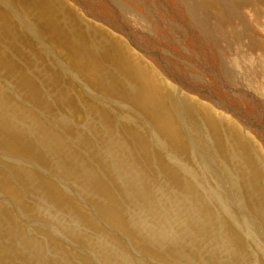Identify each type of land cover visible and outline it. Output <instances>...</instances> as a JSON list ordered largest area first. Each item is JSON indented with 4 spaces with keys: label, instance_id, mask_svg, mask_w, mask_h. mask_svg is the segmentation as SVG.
Returning <instances> with one entry per match:
<instances>
[{
    "label": "rangeland",
    "instance_id": "1",
    "mask_svg": "<svg viewBox=\"0 0 264 264\" xmlns=\"http://www.w3.org/2000/svg\"><path fill=\"white\" fill-rule=\"evenodd\" d=\"M108 1L111 0H102V2L101 0H0V114L5 115L7 112L13 127H15V125H13V119H15V121H20L22 114L29 115L36 120L42 119L41 121L47 124L55 125L57 130L62 134V138H64L66 142H69L71 146L73 145L80 155L82 153L81 156L85 159L83 161L81 160V163L84 162V167L81 169V172L79 170L76 171L79 176L84 175L88 165L92 166L93 169L95 168L94 171H97L98 174L105 168L107 171L115 173V177L118 179V182L121 183V187L124 186L122 188H125L124 192L126 195L131 194L125 186L126 178H130V176L138 177L150 184L157 181L155 183L157 185L155 186V184H153V186L156 188L155 190H157L161 185L158 191L160 193L162 192V194L161 196L160 194L159 196L157 195V198L155 196L153 197L157 199L156 201L160 203L161 206L162 203L166 204V208L170 210L169 204L171 207L177 205L176 207L182 210V200L180 201L182 194L180 193L179 195V191L176 189L177 184L173 182L175 181V177L171 176V172L169 171V166L179 167L181 172L180 175L186 178V180H182V184L186 183L190 185L192 192L199 193L202 200L206 202L209 201L207 202L208 208H205L207 209L206 211L209 210V214L212 215L211 220L212 218L215 220L214 223L212 220L209 226L211 228V225H213L212 229H216L214 226L218 224L217 230L211 229L213 235L215 236V231L218 234L222 233L220 234V238H224L223 240H226L225 237H223L224 234L226 237L228 236L230 238L229 241L227 240L229 246H226L228 248H234V246L237 245L242 248V253L240 252L241 255L245 250L246 253H244L247 255L245 256V254H243V257H245L243 258L239 254L238 260H236L238 264H242V262L244 264H249L250 261H253L250 262V264H264V213L260 211L264 209V166L257 164V167H255V169L251 168L250 172L245 168L246 165H244L242 161L238 159L237 162L230 157L232 156V151L235 152L236 148L238 150L244 146V144H246L247 147L250 144L248 149H254L264 160V130H262L264 129V105L260 106L257 104L260 103L257 94L256 98H254V95L251 100H249L246 95H242V99L237 97V100L233 102H236L234 105L239 107L238 110L241 114L240 112L238 113L237 109L235 111H229L225 110L223 106H220L219 110L214 112L208 106L211 104L210 102H205L197 95L195 97L196 99H194L191 96L195 95L190 93L191 91H188V87L186 89L182 87L184 86V82L188 81L182 79L190 78L192 76L191 73L196 75L194 83H196V79L200 81L204 79L205 82H210V80L212 82L216 81L213 72L207 74L205 72L204 67L208 65H206L207 58H202L206 57L202 48L207 50L208 46L206 41L208 40L209 43L210 40L208 36L205 35L206 33L203 32L215 26L225 27L226 29L232 25V27H236V25L233 24L234 22L231 21L232 18L230 19V16L227 14H221L220 17L216 14V16L212 15V23H205L203 20L196 18L197 21L200 22V25L204 26L206 29H200L198 26L194 25L197 27L195 29V27L191 26L192 23L190 22L189 13H185L186 10H184V5L179 8L175 3H172L173 5L171 4L172 0H120L119 3L124 6L120 7L123 13L120 15L121 18H117L118 21L115 19L117 11L113 10L114 8H111L109 11L107 10L110 5ZM187 1H189V3L191 2L190 0H185L186 3ZM135 2H137L136 5H134ZM215 2L214 4L217 5L218 3ZM158 3L160 5H158ZM237 3L238 2L234 1L232 5L236 6ZM138 4L142 10H139L140 7L137 6ZM81 5L86 7L85 9L87 10L85 11ZM145 6H151L149 12ZM208 6L212 7L211 5ZM240 8L245 11L249 10L247 13L255 12L259 16L262 15L260 17L264 19V0H241ZM182 10L184 14H182ZM106 14H112L113 16H108L107 18ZM148 14L150 17H148ZM142 17L144 20H142ZM97 18H99L100 21H98ZM107 19L111 20L108 21ZM220 22L222 25L219 24ZM114 23L119 24L121 30H126V34L123 33V31L120 34V32L117 31L118 28L114 26ZM125 26L126 29L124 30ZM156 26L159 27L157 28ZM247 30L245 34L246 37L243 35L245 41L249 40L248 42H251L252 46L256 45L258 47L257 41L260 40V43L264 45V42L262 43V41H264L263 34H261L262 32L260 33V31L255 28L252 29L250 25H248ZM106 32H108V34ZM201 32L204 34V40L202 41L196 39V34H202ZM93 43L94 45H92ZM98 46L99 48H97ZM234 46H236V43H234ZM258 50L255 52L259 55L262 50L264 51V47H261V49L258 47ZM93 63L100 68L102 66L101 70L98 71L100 72L99 74L109 75L105 72L107 70L118 74L121 71L115 70L113 67L118 65L117 68L120 67L122 71L126 70V75L129 72L128 74L130 76L127 75V77L131 79L132 82H135V80L131 78V75L136 77V79L145 76L153 84L154 88L153 90L146 88L144 93H142L144 98L139 100L138 96L130 94L128 82L123 80V78H120L121 81L119 83L116 81V85L111 84L109 85L110 87L105 85L106 82L104 83V77L97 75V67H95ZM169 70L171 73L174 71L176 72L171 74ZM15 75L18 76L20 81H16ZM21 76L24 78L23 80ZM119 77H121V75H119ZM180 77L182 79H180ZM22 81H26L28 86L21 84ZM178 82L181 83L178 85ZM218 84H220L219 81ZM186 85L191 87L189 84ZM221 85L222 84H220V87L223 88ZM126 86L128 90H126ZM26 87L28 89H26ZM176 87L177 89L175 91ZM224 88L227 87L224 86ZM31 90L35 92H28ZM225 90L228 91L227 89ZM25 91L28 93H25ZM146 91H149V94ZM229 94H231V92H229ZM151 95L156 98H151ZM185 95L189 97L185 98ZM178 96L184 104V111L182 110L181 112V118L183 119L184 117L183 121L185 124L184 122L182 124L179 119L178 109L180 108L176 107V98ZM155 101L158 102L157 109L154 107V104H152ZM206 103L208 105H206ZM233 112L235 114H233ZM101 124H105L104 126L107 125L106 127L110 129V132L120 133L119 138L125 146V149L123 148L120 153H118L116 147L109 142L110 139L108 134L105 136L106 133H103L105 134L104 138L102 134V136L100 135L97 137L95 132H93L96 128L103 130L104 127L101 126ZM2 132H4V128L1 129L0 136L3 134V136L6 137V134ZM6 133L10 134V131L6 130ZM16 134L17 133H14V136L18 137V134ZM74 135L77 136L75 137ZM94 135L97 138H95ZM79 136H83L88 140V136L91 137L92 142L89 143L91 149L88 143L82 145L85 146L84 149L82 146L76 144L74 140L79 139ZM15 137L10 141L11 148L0 145V206H2V208H0L6 216H10L12 219L15 216L13 220L17 224V227L21 225V229L31 232L42 242L46 241L49 244L53 242L51 244L52 246H58V243L59 245H63L64 247H61L65 249L64 254L66 257L68 256L67 260L69 258V261L72 259L78 262V264H103L102 261L98 259L99 257L95 252H93L90 245L80 241L82 238L79 235V238L73 235L71 236L70 233L66 235L60 228H56L55 217L60 211L62 212L61 209L59 211L60 205H55L53 201L46 203L44 200H47V197H45L44 194L42 195L39 192H34L37 191V189H35L36 182L42 183L43 181V183H45L44 185H49L48 187L51 188L52 186H57L59 189L61 188L60 190L63 193L66 195L68 194L75 205H78L79 213L82 214L80 215L84 217L87 216V221H84L86 225L84 226L87 228H92V225L93 228L97 227V232L104 233L101 235L104 238L106 236L107 241L105 242H107V245L109 243L110 247H120L121 249L119 248L118 254L124 256L126 259L130 258V264H134V262L135 264H174L161 255L156 256L153 253L143 252L135 246L125 230L123 228H118L120 226L112 224L106 219L97 208L96 201L90 199L79 187H77L74 181L69 179L68 176L70 173L61 172L55 167L49 166L45 162L34 158L30 154L27 155L14 150L13 140ZM102 138L104 139L103 142ZM106 143L110 145L108 146ZM109 148L110 150H108ZM93 150H96L95 152H100L95 153ZM90 151L93 154L90 153ZM87 154L88 156L86 157ZM92 156L95 157L93 158ZM125 156L131 161H127L128 159ZM134 156L137 157H135V160L133 159ZM141 156L143 157L141 158ZM103 157H105L104 160L102 159ZM86 160H91V163ZM137 160L140 162L138 163ZM230 160H234V162ZM98 161H100V164L98 163L99 165L103 163L107 165V167H105V165L98 166ZM120 162L124 163L123 166ZM239 162H241L243 172L247 170V174L245 173L246 179H248L245 181L246 183L239 179L243 174L236 173V169L240 166ZM133 163H137V165H132ZM145 163L148 164V167ZM144 168L147 171L141 172ZM16 171L17 173L15 174ZM148 172L150 174H147ZM138 174H144L143 177L146 178H140ZM26 175H29V177L31 176L29 179L32 181L28 180ZM25 177H27L26 182L23 183L22 178ZM171 177H173L172 183L170 180ZM194 178L196 180H194ZM106 181H108L107 178ZM109 181L115 186V183L110 178ZM2 184H4V188ZM256 184L257 186H255ZM66 187L68 188L67 190ZM209 190L211 192H209ZM112 191L116 192L117 190L112 187ZM165 191H167L168 195L176 198H169ZM182 191L185 192L186 189ZM212 192L214 193L212 194ZM163 194L165 195L163 196ZM116 195H118V192L114 194V196ZM116 198H118L120 202L123 200L120 196ZM39 200H41V202ZM218 200L222 201L220 202ZM174 201H177V203L175 204ZM253 203H255L256 206ZM186 204L183 206L185 210L188 211L189 209L186 207ZM42 206L45 209H42ZM62 206L67 207L66 204ZM124 207L129 219H133L136 216L134 218L135 220L142 214H145L140 203H138V208H135L130 206V203L124 202ZM46 210L53 215L45 213ZM227 210H229V212ZM198 211L201 214L200 216L207 213L201 212L202 209L199 210V208ZM260 216H262V218ZM181 218L183 219V217ZM230 218L233 219L231 220ZM204 222L205 221L202 223ZM241 222L243 223L241 224ZM188 226L191 227L194 225L190 226V224H188ZM81 227L85 230L83 223ZM56 230L58 232H56ZM244 231L245 233H243ZM246 232L249 235L246 234ZM108 234H110V236ZM218 234H216L217 237H219ZM247 237H249L248 240ZM92 238L91 236H86V239ZM114 242H118V245H115ZM7 244L4 245L7 247ZM61 247L59 246L58 250H62ZM122 248L125 249L126 252L125 250L123 251ZM222 249L225 252L222 254L225 258L230 248L226 249L222 246ZM10 250V253L14 254L12 257L14 256L15 258H13L16 261L18 250L16 248ZM115 256H112L111 263L115 261L118 262V257ZM136 261L140 262L136 263ZM183 261L184 259L180 262ZM229 261L234 264L233 259ZM183 263L186 264L187 261Z\"/></svg>",
    "mask_w": 264,
    "mask_h": 264
},
{
    "label": "bare ground",
    "instance_id": "2",
    "mask_svg": "<svg viewBox=\"0 0 264 264\" xmlns=\"http://www.w3.org/2000/svg\"><path fill=\"white\" fill-rule=\"evenodd\" d=\"M10 1V0H9ZM12 1V0H11ZM26 1V0H25ZM97 1V0H96ZM124 1V0H123ZM136 1V0H135ZM138 1V0H137ZM141 1V0H140ZM191 2L189 3V1H187V3L185 2V0H172V3H175L176 5L179 6V8H181L182 5H184V10L185 13H189L190 16V23L191 26L195 27L198 26L200 29L205 28L204 26L200 25V22L197 21V19L203 20V22L205 23H212V15L216 16V14H218V16L220 17L221 14L225 15H229L230 19L232 18V22H234L233 24L236 25V27H227V29L225 27H217L215 26L214 28H210L209 26V30H206L203 33H206L205 35L208 36L209 38V43L208 40L207 42V50L202 48V51H204L205 56L206 57H202V58H207L206 61V67L205 68V72L207 73H214L213 76L215 77V82H212L210 80V82H205L204 79L203 81L201 80H197L196 79V83H194V80L196 78V75L192 74L190 78L186 79V78H181L182 80H188L186 82H184V89H188V91H191L190 93L194 94L195 96H191L194 99H196V95L198 97H200L202 100H204L205 102H210L211 104H207L210 109L214 112H217L219 110L220 106H223L225 108V110H229V111H235L237 109L238 113L240 112L238 110V106L234 105L235 103H233L234 101L237 100V97H240V99H242V95H246L247 98H249V100L252 99V97L256 98V94L258 97V100L260 101V103H257L258 105L262 106L264 105V51L262 50L261 54L258 55L257 52H255L256 50H258V47L261 49V47H264L263 44L260 43V40L257 41L258 42V47L252 46V43L248 42V37L247 40L245 41L243 35L245 36L248 25L252 26V29L255 28L258 31H260L261 34H263V38H264V19H262L260 16L262 15H258L255 12H249V10L245 11V10H241V0H215L218 4L215 5L214 4V0H190ZM234 1L238 2L236 4V6H233L232 4L234 3ZM15 2V1H14ZM50 2V1H49ZM81 2V1H80ZM102 2V0H101ZM107 2V1H105ZM110 3H108L109 7H108V11L111 8H114L113 10L117 11V15L115 17V19H119L121 18V14L123 12H121V8L122 5L120 2V0H111L108 1ZM129 2V1H128ZM132 2V1H131ZM147 2V1H146ZM153 2V1H152ZM215 2V3H216ZM243 2V1H242ZM10 3V2H9ZM16 3V2H15ZM43 3V2H42ZM98 3V2H97ZM112 3V5H111ZM127 3V2H125ZM130 3V2H129ZM137 2H135L134 5H136ZM157 3V2H156ZM170 3V2H169ZM54 4V3H53ZM101 4V3H98ZM107 4V3H104ZM150 4V3H149ZM155 4V3H154ZM141 5V4H140ZM153 5V4H152ZM157 5V4H156ZM158 5H160L158 3ZM173 5V4H172ZM211 5L212 7L208 6ZM15 6V5H14ZM35 6V5H34ZM37 6V5H36ZM70 6V5H69ZM82 6V5H81ZM80 6V7H81ZM103 6V5H102ZM101 6V7H102ZM107 6V5H106ZM130 6V5H129ZM128 6V7H129ZM138 7L139 4L137 5ZM142 6V5H141ZM148 6V5H147ZM145 6V8L148 10H150V7ZM216 6V7H215ZM83 9H85L86 7L82 6ZM133 7V6H132ZM155 7V5H154ZM176 7V6H174ZM186 7V8H185ZM78 8V7H77ZM130 8V7H129ZM135 8V7H133ZM141 8V7H140ZM139 10H142V8ZM159 8V7H158ZM173 8V7H172ZM103 9V8H102ZM137 9V8H135ZM156 9V7H155ZM161 9V8H160ZM175 9V8H174ZM257 9V8H256ZM42 10V9H41ZM87 9H85L86 11ZM90 10V9H89ZM101 10V9H100ZM106 10V11H107ZM124 11H126L125 9H123ZM131 10V9H130ZM165 10V9H163ZM179 10V9H178ZM217 10V11H215ZM43 11V10H42ZM96 11V10H95ZM134 11V10H133ZM160 11V10H159ZM251 11V9H250ZM44 12V11H43ZM104 12V11H103ZM115 12V11H114ZM141 12V11H140ZM147 12V11H146ZM147 12V13H148ZM165 12V11H164ZM183 12V10H182ZM209 13V14H207ZM91 14V13H89ZM101 14V13H99ZM114 14V13H113ZM130 14V12H129ZM141 14V13H140ZM174 14V13H173ZM171 14V15H173ZM184 14V12L182 13ZM249 14V15H248ZM49 15V14H48ZM105 15V14H104ZM107 15V14H106ZM125 15V13H124ZM137 15V14H136ZM178 15V14H177ZM14 16V15H13ZM108 16H113L112 14H108ZM115 16V14H114ZM128 16V15H127ZM186 16V15H185ZM92 17V16H91ZM100 17V16H98ZM123 17V16H122ZM148 17H150V15L148 14ZM176 17V16H175ZM183 17V16H182ZM228 17V16H227ZM71 18V17H70ZM106 18V17H105ZM111 18V17H110ZM132 18V17H131ZM143 18V17H142ZM186 18V17H185ZM189 18V17H188ZM197 18V19H196ZM98 21L99 18H97ZM96 19V20H97ZM101 19V18H100ZM117 19V20H118ZM127 19V18H125ZM153 19V18H152ZM165 19V18H164ZM170 19V18H169ZM81 20V19H80ZM108 20V19H107ZM111 20V19H109ZM108 20V21H109ZM114 20V19H112ZM144 20V18L142 19ZM151 20V19H150ZM119 21V20H118ZM122 21V20H121ZM136 21V20H135ZM154 21V19H153ZM166 21V19H165ZM148 22V21H147ZM189 22V21H188ZM227 22V21H226ZM112 23V22H110ZM119 23V22H118ZM140 23V22H137ZM151 23V22H149ZM169 23V22H168ZM225 23V22H224ZM26 24V23H25ZM107 24V23H106ZM203 24V23H201ZM221 24V22L219 23ZM88 25V24H87ZM109 25V22H108ZM121 25V24H120ZM123 25V24H122ZM135 25V23H134ZM146 25V23H145ZM148 25V23H147ZM153 25V24H152ZM151 25V26H152ZM195 25V26H194ZM208 25V24H207ZM222 25V24H221ZM114 26H116L118 28V32H120V34L122 33L123 30H121L119 28V24L114 23ZM113 26V27H114ZM165 26V25H164ZM224 26V25H223ZM139 27V26H138ZM142 27V26H141ZM157 27V26H156ZM155 27V28H156ZM159 27V26H158ZM157 27V28H158ZM207 27V26H206ZM122 28V27H121ZM134 28V27H133ZM147 28V27H146ZM197 27H195L196 29ZM126 29V26L124 28V30ZM129 29V28H128ZM154 29V28H153ZM165 29V28H164ZM169 29V28H166ZM206 29V28H205ZM146 30V29H145ZM126 31V30H125ZM123 31V33L126 34V32ZM150 31V30H149ZM197 31V30H195ZM200 31V30H199ZM253 31V30H252ZM257 31V32H258ZM129 32V31H128ZM127 32V34H128ZM160 32V31H159ZM175 32V31H174ZM108 34V32H106ZM151 33V32H150ZM176 33V32H175ZM192 33V32H191ZM198 33V32H197ZM202 33V32H201ZM196 34V39H200L201 41L204 40V34ZM97 34V33H96ZM167 34V33H166ZM165 34V35H166ZM177 34V33H176ZM195 34V33H193ZM164 35V34H163ZM172 35V32H171ZM258 35V34H257ZM173 36V35H172ZM250 36V35H249ZM132 37V36H131ZM139 37V36H138ZM154 37V36H153ZM158 37V36H157ZM156 37V39H157ZM164 37V36H163ZM178 37V36H177ZM246 37V36H245ZM104 38V37H103ZM142 38V37H141ZM151 38V37H150ZM168 38V37H167ZM206 38V37H205ZM259 38V37H256ZM100 39V38H99ZM155 39V40H156ZM159 39V37H158ZM157 39V40H158ZM161 39V38H160ZM169 39V38H168ZM188 39V38H187ZM255 39V38H254ZM119 40V39H118ZM166 40V38H165ZM172 40V39H171ZM252 40V39H251ZM257 40V39H256ZM107 41V40H106ZM136 41V40H135ZM154 41V40H153ZM200 41V42H201ZM262 41V40H261ZM119 42V41H118ZM117 42V43H118ZM166 42V41H165ZM169 42V40H168ZM182 42V41H181ZM189 42V41H188ZM214 42V43H211ZM264 41H262L263 43ZM138 43V42H137ZM192 43V42H191ZM234 43H236V46H234ZM260 43V44H259ZM103 44V43H102ZM116 44V43H115ZM209 44V45H208ZM94 45V43L92 44ZM154 45V44H153ZM197 45V44H196ZM123 46V45H122ZM96 47V46H95ZM236 47V48H235ZM94 48V47H93ZM99 48V46L97 47ZM171 48V47H170ZM106 49V48H105ZM104 49V52H105ZM88 50V48H87ZM91 50V48H90ZM188 50V49H187ZM217 50V51H216ZM96 51V50H95ZM259 51V50H258ZM103 52V54H104ZM145 52V50H144ZM97 53V52H96ZM189 53V52H188ZM164 54V51H163ZM183 54V53H182ZM146 55V54H145ZM234 55V56H232ZM203 56V55H202ZM149 58V57H148ZM172 61V60H171ZM94 64V63H93ZM106 64V63H105ZM128 64V63H127ZM163 64V63H162ZM191 64V63H189ZM203 64V63H202ZM95 65V64H94ZM122 65V64H121ZM193 65V64H192ZM170 66V65H169ZM182 66V65H181ZM97 67V72L99 70H101L100 67ZM114 69L121 71L118 74L117 73H113L110 70H107L105 72H107L109 75L106 74H99L100 72H98L97 75H99L100 77H104V83L105 85H116V81L119 83L121 81L120 78H123V80H125L126 82H128V88H130V94H133L135 96H138L139 100H142L144 98V95H142V93H144V90L146 88L148 89H152L154 88L153 84L149 81V79H147V77L143 76L139 79H136V77H134L133 75H131V78L133 80H135V82H132L131 79H129L127 77V75H129L127 73L126 75V70H121V68H117V66H113ZM44 68V67H43ZM170 68V67H169ZM184 68V66H183ZM196 68V67H195ZM199 68V67H198ZM197 68V69H198ZM176 69V68H175ZM194 69V68H193ZM201 69V68H200ZM4 70V69H3ZM188 70V69H187ZM186 70V71H187ZM192 70V69H191ZM103 71V70H102ZM170 71V70H169ZM103 72V73H105ZM176 72V71H174ZM173 72V73H174ZM102 73V72H101ZM131 73V72H130ZM171 73V71H170ZM171 73V74H173ZM195 73V71H194ZM199 73V72H198ZM197 73V74H198ZM190 74V73H189ZM205 74V76H206ZM13 75V74H12ZM23 75V74H22ZM106 75V76H105ZM119 75H121V77H119ZM168 75V74H167ZM20 76V75H19ZM130 76V75H129ZM203 76V75H202ZM16 77V81L19 80L18 76L15 75ZM44 77V76H43ZM34 78V77H33ZM207 78V77H206ZM211 78V77H210ZM21 79L23 80L24 78L21 76ZM101 79V78H100ZM170 79V78H168ZM37 80V79H36ZM103 80V78H102ZM173 80V79H172ZM20 81V80H19ZM137 81V82H136ZM167 81V80H166ZM174 81V80H173ZM172 81V82H173ZM176 81V80H175ZM218 81L220 84H222L221 86H226L227 88H221L220 84H218ZM171 82V81H170ZM212 82V83H211ZM181 82H178L177 84L179 85ZM191 85L188 86L186 84ZM199 83V84H198ZM204 83V84H203ZM18 84V83H17ZM23 85H26V81L22 83ZM167 84V83H166ZM203 84V85H202ZM216 84V85H215ZM20 85V84H19ZM112 85V86H113ZM21 86V85H20ZM19 86V87H20ZM172 86V85H170ZM38 87V86H37ZM110 87V86H109ZM119 87V86H118ZM167 87V86H166ZM126 90L127 86L125 87ZM174 88V87H173ZM23 89V88H22ZM26 89H28L26 87ZM31 89V88H30ZM177 87L175 88L176 91ZM183 89V88H182ZM225 89H227L228 91H226ZM234 89V90H232ZM24 90V89H23ZM35 90V89H34ZM139 90V91H138ZM172 90V89H171ZM1 91V90H0ZM3 91V89H2ZM137 91V92H136ZM225 91V92H223ZM28 92H35V91H28ZM25 91V93H28ZM129 92V91H128ZM147 92V91H146ZM149 92V91H148ZM147 92V93H148ZM169 92V91H168ZM229 92H231V94H229ZM153 93V92H152ZM171 93V91H170ZM176 93V92H175ZM3 94V93H1ZM24 94V93H23ZM149 94V93H148ZM27 95V94H26ZM125 95V94H124ZM154 95V93H153ZM153 95H151V98H154ZM178 95V94H177ZM10 96V95H9ZM30 96V95H29ZM158 96V95H157ZM176 96V95H175ZM26 97V96H25ZM32 97V96H31ZM36 97V96H35ZM149 97V98H150ZM185 98L189 97L187 95L184 96ZM62 98V97H61ZM156 98V97H155ZM158 98V97H157ZM168 98V97H167ZM176 98V97H175ZM2 99V98H1ZM7 99V98H6ZM5 99V100H6ZM9 99V98H8ZM31 99V98H30ZM177 99V105L176 107L180 108L179 110V119L183 124V119L181 118L182 116V110L184 108V104L182 103L181 99L179 98V96L176 98ZM230 99V101H229ZM246 99V98H244ZM243 99V101H244ZM10 100V99H9ZM146 100V98H145ZM154 100V99H152ZM157 100V99H155ZM186 100V99H185ZM40 101V100H39ZM147 101V100H146ZM158 101V100H157ZM155 101L154 103V107L157 109L158 108V102ZM176 101V100H175ZM256 101V100H255ZM145 102V101H144ZM150 102V100H149ZM32 103V102H31ZM233 103V104H232ZM239 103V102H238ZM53 104V103H52ZM143 104V103H142ZM10 105V104H9ZM144 106V105H143ZM264 107V106H263ZM223 108V109H224ZM132 109V108H131ZM1 110V108H0ZM3 111V110H2ZM33 111V110H32ZM177 111V110H176ZM184 111V110H183ZM224 111V110H223ZM22 113V112H21ZM20 113V114H21ZM162 113V112H161ZM222 113V111H221ZM227 114V113H226ZM233 114H235L233 112ZM241 114V112H240ZM239 114V115H240ZM256 114V113H255ZM39 115V114H37ZM237 115V114H236ZM166 116L168 117V115L166 114ZM228 116V115H227ZM34 117V116H33ZM37 117V116H36ZM223 117V116H222ZM255 117V116H253ZM12 118V117H11ZM161 118V117H160ZM102 119V118H101ZM163 119V118H162ZM225 119V117H224ZM223 119V120H224ZM227 119V118H226ZM13 125H15V127L12 126V122L9 120L7 112L5 115H1L0 114V131L2 128H4V134H6V137L3 136V134L0 136V145H4L7 147H10V141H12L11 139L14 138V133L18 134V137H15V139L13 140V149L20 151L21 153H25L27 155H32L34 158L39 159L40 161L45 162L47 165L49 166H53L56 169H58L61 172H67L70 173L69 174V179L74 181V183L77 184V187H79L90 199L95 200L96 201V205L97 208L99 209V211L101 212V214L103 216H105L106 219H108L112 224H115L117 226H120L118 228H123L126 232V234L132 239V242L135 246H137L141 251L143 252H148V253H153L156 256H162L164 258H167L168 260H170V262H173L174 264H185L183 263L184 261H187L186 264H233L231 261H229L230 259L234 261V264H238V256L239 254L241 255V249L240 247H238L237 245L234 246V248H230V250L227 252V256L224 258V256L222 254H224L225 252L222 249V246L226 249H229L227 246H229V237L224 234L223 237H225L226 240H223L220 238V234H218L216 231L214 232L215 236L216 234L219 235V237H215L212 233V230H217L218 224L216 227V229H212L213 225H211L212 227L210 228L209 223H212L211 221V214H209V210L206 211L208 208L207 202L209 201H205L201 199V196L199 193H194L192 192V188L190 185L183 183L182 184V180H186V178L183 175H180V168L177 166H169V171L171 172V176L175 177V181H173L174 183L177 184L176 189L179 191V195L180 193L181 195V199L180 201L182 202V210L177 208L176 206L171 207V205L169 204L170 209L166 208V204H163L162 202V206L160 203H158L153 196H161L162 192L160 193L157 190H155L156 188L153 186V184H155L157 181H154L155 183L150 184L149 182H144L143 180L139 179L138 177H131L130 178H126V189L131 193L130 195H126V193L124 192L125 188L123 189L122 186L121 187V183L118 182V179L115 177V173L114 172H109L107 171L105 168H103L104 170H102V172L100 174H98L97 171H94V169L92 168V166L88 165L86 168V172H84V175L79 176L77 174L76 171H80L81 169L84 167V162L81 163V160H85L81 155L76 151V148L69 142H66V140H64V138H62V134L57 130V127L55 125L52 124H47L43 121H41L40 119H34L29 115L26 114H22L20 117V121H15V119H13ZM253 120V119H251ZM250 121V120H249ZM229 123V122H228ZM244 123V122H243ZM90 124V122H89ZM94 124V123H92ZM185 124V122H184ZM232 124V123H231ZM105 124H101V126H103V130H100L98 128H96L93 132H95V135H97V137H99L101 134L102 137L105 138V136H107L110 139L109 142H111L112 145H114L116 147V150L118 153H120L123 148L125 149L124 144L121 142L120 140V136L117 132H110V129H107V125L104 126ZM189 126V125H187ZM247 126V124H246ZM250 126V125H249ZM248 126V127H249ZM98 127V126H97ZM86 128V126H85ZM93 128V127H92ZM6 130L10 131V134L6 133ZM100 130V131H99ZM106 130V131H105ZM250 130L252 131V129L250 128ZM264 130V129H262ZM261 130V131H262ZM63 131V130H62ZM105 131V132H104ZM109 132V133H108ZM264 132V131H263ZM103 133H106L103 134ZM16 134V135H17ZM87 135V134H86ZM94 135L95 138H97ZM105 135V136H104ZM194 135V134H193ZM75 136V135H74ZM77 136V135H76ZM75 136V137H76ZM85 136V135H84ZM92 136V134H91ZM230 136V135H229ZM93 137V138H94ZM227 137V136H226ZM89 140L83 136H79V139H75L74 141L76 142L77 145L82 146L83 144H86L90 142H92L91 137H89ZM94 138V139H95ZM88 140V141H87ZM97 140V139H96ZM103 138H102V142H103ZM106 140V139H105ZM235 141V140H234ZM237 141V139H236ZM101 142V143H102ZM108 142V143H109ZM97 143V142H96ZM232 143V142H230ZM235 143V142H234ZM94 144V143H93ZM107 144V143H106ZM108 146L110 144H107ZM111 145V147H112ZM165 145V144H164ZM197 145V144H196ZM209 145V144H208ZM238 145V144H237ZM210 146V145H209ZM239 146V145H238ZM83 149L85 146H82ZM198 147V145H197ZM236 147V146H235ZM250 147V144L249 146ZM247 145L244 144V146H242L241 148H239L237 150V148L235 149V152L232 151V157L235 161L238 162L242 161L244 163L245 168H247V170H249L251 172V168L255 169V167H257L258 165L264 166V160L261 158V156L259 155V153L257 154V152L252 149L249 148L248 149ZM90 148V145H89ZM94 148V147H93ZM114 148V147H113ZM112 148V149H113ZM233 148V147H232ZM91 149V148H90ZM222 149V148H221ZM227 149V148H226ZM105 150V149H102ZM110 150V148L108 149ZM86 151V148H85ZM92 151V150H91ZM90 151V153H92ZM96 151V150H95ZM93 150V152H95ZM222 151V150H221ZM84 152V151H83ZM100 152V151H97ZM95 152V153H97ZM109 152V151H107ZM86 153V152H85ZM139 153V152H138ZM223 153V152H222ZM93 154V153H92ZM99 154V153H98ZM111 154V153H110ZM109 154V155H110ZM122 154V153H121ZM225 154V153H224ZM223 154V155H224ZM228 154V153H227ZM85 155V154H84ZM95 155V154H94ZM102 155V153H101ZM104 155V153H103ZM108 155V156H109ZM125 155V154H124ZM135 155V153H134ZM142 155V154H141ZM200 155V154H199ZM222 155V156H223ZM230 155V154H228ZM88 156V154L86 155V157ZM127 156V155H126ZM125 156V157H126ZM138 156V155H136ZM133 157V159L135 160V157ZM155 156V155H154ZM225 156V155H224ZM85 157V156H84ZM93 157V156H92ZM91 157V159H92ZM95 157V156H94ZM93 157V158H94ZM106 157V156H105ZM103 157L102 159L104 160ZM143 156H141L142 158ZM147 157V156H146ZM144 157V158H146ZM127 158V157H126ZM125 158V159H126ZM137 158V157H136ZM150 158V157H149ZM204 158V157H203ZM231 158V159H232ZM101 159V158H100ZM129 161L130 159L127 158ZM145 160V159H144ZM147 160V159H146ZM234 160H230L231 162H234ZM87 161V160H86ZM89 161V160H88ZM87 161V162H88ZM91 161V160H90ZM89 161V162H90ZM93 161V160H92ZM131 161V160H130ZM138 163L140 162L139 160H137ZM150 161V160H149ZM206 161V160H205ZM86 162V163H87ZM100 161L97 162V164ZM103 162V161H102ZM146 162V161H145ZM170 162V161H169ZM180 162V161H179ZM183 162V161H182ZM91 163V162H90ZM107 163V162H106ZM109 163V160H108ZM107 163V164H108ZM261 163V164H260ZM88 164V163H87ZM96 164V163H95ZM100 164V163H99ZM105 165L103 163H101V165ZM120 164L123 166L124 163L120 162ZM129 164V162H128ZM142 164V163H141ZM147 163H145L146 165ZM178 164V163H177ZM238 164V163H236ZM240 166L236 169V173H242L243 175L241 176V178H239L240 180L244 181V183H246L245 181L248 180L246 179V174H247V170H245V172H243L242 167H241V162H239ZM43 165V164H42ZM132 165H137V163H133ZM144 165V166H145ZM242 165V166H244ZM28 166V165H27ZM44 166V165H43ZM205 166V165H204ZM45 167V166H44ZM105 167H107V165H105ZM148 167V164H147ZM150 167V166H149ZM102 168V167H101ZM125 168V167H124ZM142 168V167H141ZM244 168V167H243ZM136 169V168H135ZM145 169V168H144ZM142 170L141 172H145L147 171ZM263 169V168H262ZM16 170V169H15ZM18 170V169H17ZM29 170V169H28ZM23 171V170H21ZM20 171V172H21ZM85 171V170H84ZM106 171V172H104ZM135 171V170H134ZM139 171V170H137ZM151 171L153 172V170L151 169ZM264 171V169H263ZM76 172V173H75ZM169 172V173H170ZM17 173V171L15 172V174ZM106 173V174H105ZM118 173V171H117ZM120 173V172H119ZM246 173V174H245ZM25 174H29V173H25ZM51 174V173H50ZM82 174V173H80ZM147 174H150L149 172ZM135 175V174H133ZM140 178L145 179L146 177H143L144 174H138ZM2 176V175H1ZM27 176V175H26ZM128 176V175H127ZM147 176V175H145ZM17 177V175H16ZM28 180H31L29 178H31V176L29 177V175L27 176ZM22 178L23 183L26 182V178ZM154 177V176H152ZM156 177V176H155ZM171 177V183H172V178ZM238 177V176H237ZM18 178V177H17ZM42 178V177H41ZM106 178L108 181H106ZM109 178L115 183V186L109 181ZM120 178V177H118ZM248 178V176H247ZM258 178V177H257ZM34 179V178H33ZM43 179V178H42ZM151 179V177H150ZM6 180V179H5ZM44 180V179H43ZM157 180V179H156ZM168 180V179H167ZM194 180H196L194 178ZM203 180V179H202ZM205 180V179H204ZM32 181V180H31ZM36 181H41V180H36ZM123 181V180H121ZM125 181V180H124ZM149 181V180H148ZM248 182V181H247ZM28 183V182H27ZM35 183V182H34ZM36 187L35 189H37V191L34 192H39L42 195L44 194L45 197H47V200L45 199L44 202L48 203L53 201L55 203V205L59 204V211L60 209L62 210V212L60 211V213L55 217V221H56V228H60L66 235H68L69 233L71 234V236H75L76 238H79V236L82 238L83 243H86L88 245H90V247L92 248L93 252H95V254L99 257H97L98 259H100L102 261L103 264H130V258L126 259L124 256H120L118 254L119 252V248L116 246L110 247L109 243L107 245V238L105 240V238L101 235H103L101 232H97L96 228H87L86 226V222H84L86 220V217L81 216L82 214L79 213V208L78 205L72 201V198L69 197V195L63 193L57 186H52L48 187L46 185H44L45 183H38L36 182ZM149 183V185H148ZM167 183V182H166ZM201 183V182H200ZM230 183V182H229ZM249 183V182H248ZM255 183V182H254ZM33 184V183H32ZM71 184V183H70ZM160 184V183H159ZM163 184V183H162ZM202 184V183H201ZM209 184V183H208ZM252 184V183H251ZM258 184V183H257ZM257 184L255 186H257ZM4 184H2V187ZM58 185V184H57ZM64 185V184H63ZM157 184H155L156 186ZM170 185V184H168ZM203 185V184H202ZM27 186V185H26ZM30 186V185H29ZM66 186V185H64ZM110 186V187H109ZM176 186V185H175ZM209 186V185H208ZM214 186V185H213ZM32 187V186H31ZM71 187V186H70ZM112 187L114 189H116V192L112 191ZM204 187V186H203ZM207 187V186H206ZM215 187V186H214ZM154 188V189H153ZM186 189L185 192H183L182 190ZM249 188V187H248ZM31 189V188H30ZM65 189V188H64ZM68 188L66 187V190ZM175 189V190H176ZM206 189V188H205ZM12 190V189H11ZM72 190V189H71ZM176 190V191H177ZM201 190V189H200ZM248 190V189H247ZM70 191V190H69ZM79 191V189H78ZM162 191V190H161ZM219 191V190H218ZM264 191V190H263ZM68 192V191H66ZM118 195L114 196V194ZM173 192V191H172ZM209 192H211L209 190ZM82 193V192H80ZM83 193V194H84ZM166 195L169 198H176V197H172L170 195H168L167 191H165ZM214 192H212L213 194ZM219 193V192H218ZM205 194V193H204ZM211 194V193H210ZM262 194V193H261ZM165 194H163L164 196ZM176 195V194H175ZM174 195V196H175ZM217 195V194H216ZM117 196H120L123 200L122 202H120L118 200V198H116ZM162 196V198H163ZM203 196V195H202ZM215 196V195H214ZM36 197V196H35ZM40 197V196H39ZM38 197V198H39ZM44 197V196H43ZM178 197V196H177ZM180 197V196H179ZM189 197V198H188ZM88 198V199H89ZM157 198V197H156ZM255 198V197H254ZM257 198V197H256ZM49 199V200H48ZM76 199V198H74ZM87 199V198H86ZM159 199V197H158ZM178 199V198H177ZM176 199V200H177ZM189 199V200H188ZM264 199V198H263ZM43 200V199H42ZM84 200V199H83ZM216 200V199H215ZM214 200V201H215ZM41 202V200H39ZM75 201V200H74ZM165 201V200H164ZM173 201V200H172ZM179 201V200H177ZM177 201H174L175 204L177 203ZM179 201V202H180ZM220 201V200H218ZM222 201V200H221ZM220 201V202H221ZM226 201V200H225ZM242 201V200H241ZM35 202V200H34ZM76 202V201H75ZM94 202V201H93ZM124 202L126 203H130V206L138 208V203L141 204V206L143 207L145 214H142L139 218L135 219L134 217L133 219H129L126 215V209L124 207ZM212 202V201H211ZM253 202V201H251ZM256 202V201H255ZM260 202V201H259ZM173 203V202H172ZM187 203V204H186ZM219 203V202H218ZM217 203V204H218ZM225 203V202H224ZM227 203V202H226ZM63 204H66L67 207L62 206ZM184 204H186V207L189 209L188 211L185 210L184 208ZM212 204V203H211ZM255 205V203H253ZM36 205V204H35ZM34 205V206H35ZM52 205V204H51ZM225 205V204H224ZM262 205V204H261ZM80 206V205H79ZM164 206V207H163ZM180 206V203H179ZM227 206V205H226ZM256 206V205H255ZM2 208V206H0ZM206 207V208H205ZM228 207V206H227ZM258 207V206H257ZM261 207V206H260ZM0 208V264H78V262H75V260L73 261L72 259L69 261V258L67 260V257L65 256V249L62 248L61 246L63 245H59L58 246L54 245L52 246L51 244L53 242H51V244H49L46 241H40L36 236H34L31 232H28L27 230L21 229V225L20 227H17V224L15 223V221L13 220L15 218L12 219V217L10 216H6L2 210ZM56 208V207H55ZM96 208V209H97ZM202 209L201 212H207L206 214L204 213L203 216H200L201 214L198 211ZM221 208V207H220ZM262 208V207H261ZM42 209L43 208L42 206ZM128 209V208H127ZM141 209V210H143ZM258 209V208H257ZM84 210V209H83ZM82 210V211H83ZM260 210V208H259ZM264 210V209H262ZM260 210L261 212L264 213V211ZM42 211V210H41ZM58 211V210H57ZM97 211V210H96ZM229 212V210H227ZM9 212V211H8ZM36 212V211H35ZM40 212V211H39ZM17 213V212H16ZM41 213V212H40ZM45 213H50L48 210L45 211ZM144 213V212H143ZM81 214V215H80ZM233 214V213H232ZM53 215V214H52ZM84 215V214H83ZM240 215V214H239ZM261 215V214H260ZM12 216V215H11ZM55 216V215H54ZM95 216V215H94ZM102 216V217H103ZM264 216V215H263ZM53 217V216H50ZM183 217V219L181 218ZM229 217V216H228ZM233 217V216H232ZM262 218V216H260ZM235 218V217H234ZM241 218V217H240ZM190 219V220H188ZM231 220L233 218H230ZM257 219V218H256ZM264 219V218H263ZM17 220V219H16ZM230 220V221H231ZM28 221V220H27ZM54 221V222H55ZM87 221V220H86ZM203 221H205L204 223H202ZM215 220H213L214 223ZM235 221V220H234ZM17 222V221H16ZM236 222V221H235ZM244 222V221H243ZM241 222V224L243 223ZM83 223V227L85 228L86 232L84 229H82L81 224ZM240 223V222H239ZM20 224V223H19ZM188 224L194 225L189 227ZM208 224V225H206ZM238 224V225H241ZM248 225V224H247ZM116 226V227H117ZM208 226V227H207ZM242 226V225H241ZM53 227V226H52ZM221 227V226H220ZM237 227V225H236ZM246 227V226H245ZM99 228V227H98ZM241 228V227H240ZM244 228V227H243ZM80 229H81V233H80ZM122 229V230H123ZM212 229V230H211ZM221 229V228H219ZM237 229V228H236ZM249 229V226H248ZM101 230V229H100ZM238 230V229H237ZM245 230V229H243ZM103 231V230H101ZM222 231V230H221ZM246 231V230H245ZM245 231L243 233H245ZM56 232H58L56 230ZM96 232V233H95ZM238 232V231H237ZM106 233V232H105ZM241 233V232H240ZM239 234V233H238ZM246 234H248L246 232ZM79 235V236H78ZM110 236V234H108ZM237 235V233H236ZM249 235V234H248ZM251 235V234H250ZM86 236H91L93 237L92 239H86ZM247 236V235H245ZM59 237V236H58ZM74 237V239H75ZM108 237V236H107ZM237 237V236H236ZM240 237V236H239ZM88 238V237H87ZM90 238V237H89ZM110 238V237H109ZM241 238V237H240ZM51 239V238H50ZM112 239V238H111ZM239 239V238H238ZM249 239V237H247V240ZM251 239V238H250ZM53 240V239H52ZM51 240V241H52ZM109 240V239H108ZM113 240V239H112ZM228 240V241H227ZM114 241V240H113ZM117 241V239H116ZM9 244H7V243ZM261 242V241H260ZM7 244V247L4 245ZM55 244V243H54ZM114 244L118 245V242H114ZM123 244V243H122ZM237 244V243H236ZM227 245V246H226ZM59 246L62 248V250H58ZM126 246V245H125ZM233 246V245H231ZM64 247V246H63ZM84 247V246H82ZM16 248L18 250V256L16 258L15 261V257L13 258L12 255H14L13 253H10V249H14ZM79 248V247H78ZM86 248V247H85ZM124 248V247H123ZM122 250L124 251L125 249ZM249 248V247H248ZM81 249V248H80ZM121 249V248H120ZM224 249V250H226ZM251 249V248H250ZM120 250V251H122ZM17 252V251H16ZM126 252V250H125ZM129 252V251H128ZM241 252V253H240ZM245 252V250H244ZM243 252V254H245ZM122 253V252H121ZM68 254V253H67ZM142 254V253H141ZM243 254L241 255L243 257ZM252 254V253H251ZM117 256L118 257V262H113L111 263V258L112 256ZM119 255V256H118ZM128 255V254H127ZM247 254H245L246 256ZM115 256V257H116ZM224 258L222 259L221 258ZM240 256V258H241ZM73 257V256H72ZM249 257V256H248ZM247 257V258H248ZM263 257V255H262ZM201 258V259H200ZM245 258V257H243ZM136 259V258H135ZM183 262H180L181 260H183ZM200 259V261L198 262V260ZM140 260V259H139ZM243 260V259H242ZM249 260V259H248ZM245 261V260H243ZM140 262V261H138ZM136 261V263H138ZM154 262V261H153ZM242 262V261H241ZM247 262V261H246ZM253 262V261H250ZM249 262V264H250ZM240 263V262H239ZM248 263V262H247ZM258 263V262H257ZM92 264V263H91ZM135 264V262H134ZM241 264V263H240ZM242 264H244L242 262Z\"/></svg>",
    "mask_w": 264,
    "mask_h": 264
}]
</instances>
